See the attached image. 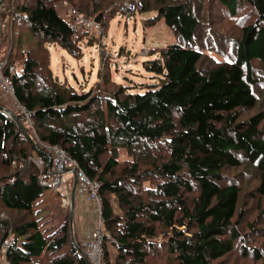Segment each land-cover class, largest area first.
Wrapping results in <instances>:
<instances>
[{
    "label": "trees",
    "instance_id": "1",
    "mask_svg": "<svg viewBox=\"0 0 264 264\" xmlns=\"http://www.w3.org/2000/svg\"><path fill=\"white\" fill-rule=\"evenodd\" d=\"M16 1L10 0L0 40L24 57L21 70L18 58L0 59L15 97L0 91L31 112L34 132L28 124L24 133L0 108V161L10 170L0 176V207L22 213L8 219L0 215V244L11 237L9 263L89 264L79 241L72 239L74 227L65 223L47 236L31 213L48 188L44 174L49 161L39 141L62 147L100 182L105 264H213L231 253L240 236L234 218L241 187L226 182L224 170L245 162L255 167L261 180L257 191L264 194V110L241 120L244 110L260 105L256 88L258 72L264 70V0H142V11L156 10L150 20L164 19L178 42L146 61L147 71L158 79L146 92L135 93L118 83L104 88V94L101 87L99 93L92 88L79 91L52 70V44L76 56L85 39L73 37L70 18L56 8L60 0H23L17 6ZM125 1L63 2L84 14L92 7L98 11L92 17L102 14L105 26ZM205 4L216 13L212 26H221L223 16L238 17L245 10L238 20L239 36L215 30L211 37L212 50L228 60L211 57L196 43L208 23ZM28 31L37 38L35 45L25 42ZM93 34L85 36L93 41ZM224 42L231 44V52L222 50ZM102 78L99 86L116 83L110 74ZM122 151L131 159L121 162ZM35 154L44 158L43 169L31 160ZM177 226H186V231ZM164 229L174 236L159 244L151 241ZM108 242L117 249L115 261ZM161 251L156 256L166 261L150 263ZM242 254L252 255V264H264L260 247L243 246Z\"/></svg>",
    "mask_w": 264,
    "mask_h": 264
},
{
    "label": "rangeland",
    "instance_id": "2",
    "mask_svg": "<svg viewBox=\"0 0 264 264\" xmlns=\"http://www.w3.org/2000/svg\"><path fill=\"white\" fill-rule=\"evenodd\" d=\"M22 1L23 0H17L15 5L17 6L18 3L22 4ZM63 1L64 0H60V2ZM8 3L10 9V0H8ZM69 5V8L73 7L72 3ZM152 6L156 7L157 3L152 2ZM91 8H89L87 14H85L93 18L92 15H95L98 11L92 10ZM13 10L14 9L12 8V11ZM244 12L245 10L239 11L238 17H231L228 15L223 16L221 17V26H212L211 23L215 20L216 13L209 12V10L207 11V5L205 4L203 14L207 18L208 23L204 24L199 30L198 35L201 36H199V40L196 42L197 45L203 47L204 53L209 54L211 57L219 61L228 60L223 55L212 50L215 47V42L211 37H213L212 35L215 30H217V32H227L229 34L234 33L236 36H239V27L241 26L238 20L240 18L242 21ZM156 14V10H141L133 15H128L129 17L127 18L125 16L119 17V14L117 13V15L112 16L109 20L106 19V25L103 26L104 29L102 36L98 37L93 34L97 37L93 39V41H89V36L82 39L80 44L83 47H78L81 52L76 55L77 57L72 55L61 45L52 44L50 46L51 67L54 74L61 81H66L79 91L82 89L87 91L92 88L94 89V92L99 93L100 89L103 88L100 94H104L106 93L104 88H113L118 85V83H121L123 85L130 86L132 92H146V90H148V88L154 83H158V79H154L152 73L147 71L146 61L159 55L158 51L160 49L178 42L176 34L166 24L164 19H160L157 22H152L150 20V17H156ZM109 16H111V13ZM18 21L21 22L19 19ZM25 37V42L28 46L36 44L37 38L32 35L30 31L27 32ZM2 41L3 40H0V59H4V57L7 56L18 58L17 69L21 70L20 64L22 63L24 54H21L20 51L13 54L14 50H12V47L9 46L8 43L4 44ZM222 50L226 53L231 52V44L224 42ZM208 63L209 61L207 63L205 62V66ZM105 73L106 76L110 74L111 79L116 83L111 82L108 85L99 86V83L103 81L102 76ZM258 77L260 79V83L256 88V92L260 97V105H257L256 108H252L250 110H244L242 112L241 120H245L260 110H264V70H259ZM1 91L0 102H2L6 108H8L19 119L24 128L25 126H28V124L31 126L30 120L23 117L22 110L20 109L19 104L15 102L14 98L4 95ZM12 102L14 106L12 105ZM18 114H20V118L18 117ZM24 122L26 124H24ZM39 142L45 150L46 148L43 146L42 142ZM161 148L165 149L164 145L161 144ZM36 157V154L31 156V160L35 161ZM119 159L123 162L127 159H131V157H129L125 151H122L120 152ZM39 169L42 168L39 167ZM9 171L10 170L4 168L2 162L0 161V176L8 175ZM70 175L71 174L66 175L69 178L66 183L67 187L64 190L56 191L50 187L46 188L42 196L35 201L31 213L40 221V227L47 236L52 235L65 223H69L71 228L74 227L75 234L72 236L73 241L77 240L81 243L84 239L83 237L80 241L83 231L85 236L87 230L94 229L97 219H100V217L98 212L95 210V206L90 205L89 209L87 208L86 197V199L83 200L84 203L77 201L76 197L73 220L71 221L72 204L71 206H66L63 203V201L72 197V193L74 192L73 185L75 178ZM224 175L226 182L237 183L241 187L239 204L234 218V221H237L240 236L236 240V248L228 255L213 262V264H252L254 262L252 255L244 257L242 254V248L243 246H257L264 249V194L257 191V188L261 184L259 172L255 167L245 162L240 167L226 168L224 170ZM146 184L149 185V182ZM195 196L196 193H193L190 197L191 199H194ZM113 204L116 211H122L119 209L118 201L115 197H113ZM20 214L22 213L16 210L4 209L0 207V215L3 219L17 217ZM252 225L254 226L252 227ZM103 227L105 228L104 221ZM177 227L178 229L186 231V226ZM1 232L3 231L1 230ZM0 236L1 240L3 234ZM173 236L174 231L171 229H164L163 232H160V234L151 239V241L159 244L167 241L169 237ZM106 245L110 252L111 260L115 261V257L117 255L116 247L110 242ZM5 246L6 243L5 240H3L0 244V264H9V262H7L8 260L5 259L6 256L4 255ZM162 253L163 251L152 255L149 262L166 261L164 256H156Z\"/></svg>",
    "mask_w": 264,
    "mask_h": 264
},
{
    "label": "built area",
    "instance_id": "3",
    "mask_svg": "<svg viewBox=\"0 0 264 264\" xmlns=\"http://www.w3.org/2000/svg\"><path fill=\"white\" fill-rule=\"evenodd\" d=\"M143 9L142 0H126L120 10L118 11L119 17L133 15ZM70 20L69 24L73 30V37L79 38L85 36L86 32L94 33L97 36L103 34V23L97 21L94 18L87 16L74 7H70ZM79 48L83 46L79 43ZM0 84L3 92L9 96L15 97V88L12 83L11 77L4 73V62H0ZM19 104V103H18ZM22 110L23 117L30 120L31 128L34 131L32 122V114L23 105L19 104ZM42 142V141H41ZM46 148L44 154L48 157V161L51 162V166L47 168L44 176H46V186L53 188L56 191H62L67 187V174L77 177L78 179V192L86 199L87 205L95 206V210L98 212L100 219H97V223L94 229L87 230L84 239L80 243L82 254L88 259L89 264H105L104 261V242L106 237V230L103 227L102 217V199L100 195L101 184L99 181L91 179L86 172L79 166L78 162L73 159L62 147L58 145H48L43 143ZM48 162V163H49ZM35 163L40 167H45L44 158L37 156ZM86 197V198H85ZM64 205L71 206V197L68 200L63 201ZM10 242V237L5 240L6 246L4 248V255L7 259V247ZM9 262V261H7ZM10 264V263H9Z\"/></svg>",
    "mask_w": 264,
    "mask_h": 264
},
{
    "label": "water",
    "instance_id": "4",
    "mask_svg": "<svg viewBox=\"0 0 264 264\" xmlns=\"http://www.w3.org/2000/svg\"><path fill=\"white\" fill-rule=\"evenodd\" d=\"M8 9H9V3L8 0H0V32L3 28V23L4 20L8 14ZM102 18V14L96 18L97 21H101ZM0 108L6 112L11 118H13L18 126L20 127L21 130H23L24 133L27 134V131L25 130V128L23 127L22 123L19 121V119L6 107H3L0 105ZM51 166V162L48 163L47 168H49ZM77 177L75 176V182H74V192L72 193V197H71V201H72V209H71V221L73 220V213H74V208H75V199H76V192H77ZM79 251L82 253V249L81 247L78 245ZM85 257V256H84ZM86 261H88V259L85 257Z\"/></svg>",
    "mask_w": 264,
    "mask_h": 264
},
{
    "label": "crops",
    "instance_id": "5",
    "mask_svg": "<svg viewBox=\"0 0 264 264\" xmlns=\"http://www.w3.org/2000/svg\"><path fill=\"white\" fill-rule=\"evenodd\" d=\"M56 8L59 12V14L61 16H63L65 19H69L70 18V10H69V5H66L64 4L63 2H58L56 3ZM74 178V177H73ZM74 186V185H73ZM76 197H77V201H80L82 203H84V198H83V195H81L79 192H78V185H77V192H76ZM90 205H87V208L89 209ZM91 209V208H90ZM84 237V231H83V235L80 239V241L82 240V238Z\"/></svg>",
    "mask_w": 264,
    "mask_h": 264
}]
</instances>
